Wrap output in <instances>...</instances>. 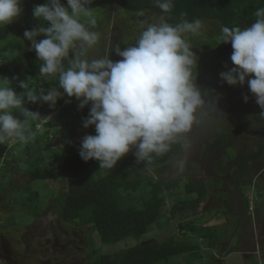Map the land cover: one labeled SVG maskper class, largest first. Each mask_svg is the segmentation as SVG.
Wrapping results in <instances>:
<instances>
[{
  "label": "clouds",
  "instance_id": "clouds-1",
  "mask_svg": "<svg viewBox=\"0 0 264 264\" xmlns=\"http://www.w3.org/2000/svg\"><path fill=\"white\" fill-rule=\"evenodd\" d=\"M22 3L0 0V28L23 14ZM66 3L67 7L62 0H46L35 6L32 14L40 26L24 32L41 61L39 77H58L63 92L37 88L36 79L29 77L19 82L23 92L18 94L8 79L0 78V144L14 140L25 145L33 140V122L44 118L28 110L26 102L54 107L66 94L80 102V109L91 105L83 127L94 126L95 135L81 141L83 161L96 160L100 169H113L134 148L137 163L150 164L191 131L198 111L208 104L203 97L209 93L202 94L196 82L198 58L186 38L200 32L202 21L182 18L173 25L162 15L143 27L134 45L122 49L117 44L99 54L102 34L93 30L97 25L90 8L93 0ZM155 4L163 13L174 6L173 0H155ZM254 15L251 27H221L218 46L231 44L234 66L221 72L220 78L232 87L247 83L264 109V8ZM40 36L44 38L38 40ZM112 52L121 59L114 62ZM16 111L22 120L14 116ZM258 115L264 119V111ZM247 194L252 193L245 194L249 205Z\"/></svg>",
  "mask_w": 264,
  "mask_h": 264
},
{
  "label": "rangeland",
  "instance_id": "rangeland-1",
  "mask_svg": "<svg viewBox=\"0 0 264 264\" xmlns=\"http://www.w3.org/2000/svg\"><path fill=\"white\" fill-rule=\"evenodd\" d=\"M92 14L97 20V25L93 30L99 31L102 34L101 43L97 48L99 54H103L106 49H114L117 44L122 49L134 45L143 27H146L148 23L157 22L161 16L153 10L128 13L117 4L100 6L92 10ZM82 19L84 18L82 17ZM200 20L203 24V28L200 32L195 35L187 34L186 38L191 43L193 47L192 51L198 58L197 85L200 87L202 94L209 93L207 96H204L205 99H209V101H206L208 104L203 106L204 110L202 111L221 110L222 114L228 115L227 120L232 124L234 123V127L229 130L231 132H228L231 135L232 131H237L238 133L241 131H250L252 122H254L253 115L255 110H251L244 100V97H248L249 94H244L241 97V89H245L247 83L243 86L237 85L232 87L227 85V83L220 78L221 72L230 69L228 63L221 58L217 50L221 25L203 18ZM16 22L17 20L10 24L14 25ZM252 24L254 23L240 22L235 26L247 28L251 27ZM9 39L13 42V38L10 37ZM37 39L39 40L42 38L40 36ZM16 41L17 43L15 42V44H18L19 47L17 49L15 45L13 47L11 44L9 58H5V46L2 43L0 44V78L8 79L13 89L20 94L23 92V89L19 88V82L27 81L31 76L26 60L20 61V66L19 62L14 64L13 59H21L23 53L34 49H32L31 42L24 38V33L18 36ZM13 48L14 50H12ZM111 59L115 62L120 60L121 57L117 56L115 52H112ZM34 61L32 62L34 63ZM39 63L41 64V61H39ZM18 66L21 68H18ZM194 71L196 70L194 69ZM41 78L45 90L52 87L57 88V90L60 89L57 78ZM239 98L241 100H239ZM46 105L47 103L43 102L36 103L38 108L46 107ZM90 107L91 105H88L86 109L90 110ZM40 116L45 119L46 114L43 112ZM68 117L69 116L64 118V123L67 125L71 123L75 126L78 131V139L81 142L83 137L80 138V134H83L82 129H85L83 127V120L81 118H76L70 121ZM200 119L202 120L201 117ZM225 122L226 121L222 120L221 124L223 126H227L228 124V127H230L229 123L227 122L226 124ZM50 124L52 125V122H50ZM209 124L212 125V123ZM41 128L42 129L38 130L39 132L37 134L39 135L38 137H42V140H45L48 135H44L41 131H45V129L48 128L43 125ZM50 128L51 126H49V129ZM92 131L95 132V129ZM12 141L13 140L6 141L7 147L12 144ZM187 148H189V146L185 145V149ZM187 150L191 149L189 148ZM17 152L19 158L26 157V159H28V162L24 160L25 166L22 167L20 172L14 174L13 169L9 166V160L12 159L13 156L15 157V154L12 155V152L5 155V157H7L5 162L4 160L0 161V218L2 217L5 221L0 222V234H7V228L15 226L14 220H17L18 226L22 225L21 228H23L24 232L26 231L25 235L21 237V240L18 242V244L22 242L17 248V250H21H16L11 254V264H87L101 255L114 253L125 249V247H133L147 240L161 242L172 236L181 240H186L187 237L190 236L192 240L191 234L188 233V231H182L180 228V225L184 223H190L197 227V229L202 227L203 229L206 228L207 230H211L214 232V236H218L220 240L223 236H227V234L232 232L230 223L236 220L231 216L234 207L231 206L230 208L227 204H222L204 213L203 211L198 214L193 213L191 210L192 204L194 203L191 200L192 196L183 193V183L189 181V177L181 175L178 179L182 182L178 187L171 190L172 192H164L167 197L165 209L157 223L149 228L145 237L140 240L129 239L117 244L102 245L98 235L96 233H91L88 226H81L78 221L68 222L62 218L59 200L67 191V179L62 169L61 153L58 152L57 154L53 153V155H51L44 151L42 156L39 157L37 153V156H35L33 152L27 157L20 148H18ZM134 152L135 149L133 148L132 151L124 157ZM70 155L77 156L78 154H73L71 152L69 153V156ZM54 157L58 160L56 166L59 168L54 179L31 182L29 180L30 171H35L46 162H51L54 160ZM119 163L120 161L117 165ZM157 169L158 168H156V170ZM97 170L99 171L98 166ZM156 170L149 171L142 176L150 179L153 183H158V181L167 182V178H161V176L156 173ZM96 171L93 169V175L99 176V172L97 173ZM108 171L107 169H103L102 173L111 172ZM244 183H247V180L242 184ZM147 189V184H142L139 189L132 192V196L139 197L140 194L146 193ZM243 190L245 191L244 197L246 193H252L254 200L257 195L259 197V190L252 188L250 184L244 186ZM247 195L249 196L250 194ZM249 197H251V195ZM185 200H187V202L188 200L190 201L188 205H185V210L177 211L178 213L176 216L169 220V213L172 205L176 202H183ZM263 201L261 200L259 205L253 204L252 208L246 204V208H251V210L248 211L250 216L247 215L240 224L239 234L236 236L238 241L229 244V246L231 245L230 250L225 253L221 252L226 248L222 250V244L220 243L218 247H220L219 251L222 254L218 253L216 250L218 249L216 248L217 245L214 246L213 241L211 245H208V242L201 238L206 231L200 230L198 234L192 235L197 245L195 252L197 256L195 258L188 254H183L170 258L166 263L160 264H216L217 259L215 260V257L219 259L218 261L222 259L218 264H264L258 257V254H260L263 255L264 259ZM255 202L256 201H253V203ZM138 203L135 205L141 208V203ZM214 203L213 205L216 206ZM6 208L10 210L7 211ZM15 208L20 212L17 216H15L13 212ZM35 212H37V214H35ZM225 216H227L228 219ZM9 235L12 236L14 245H16L18 234L11 233ZM219 239L217 240L219 241ZM26 245L29 246L27 252H25L27 250ZM254 252L255 255L252 254ZM6 257L9 258L10 255L8 254ZM0 264H6V262L0 258Z\"/></svg>",
  "mask_w": 264,
  "mask_h": 264
},
{
  "label": "trees",
  "instance_id": "trees-1",
  "mask_svg": "<svg viewBox=\"0 0 264 264\" xmlns=\"http://www.w3.org/2000/svg\"><path fill=\"white\" fill-rule=\"evenodd\" d=\"M44 3L46 0H23V14L17 22L14 25L8 24L0 28V44L5 46V58H9L11 44L18 49V44H15L18 36L22 35L25 30L40 26L41 22L37 21L32 13L35 6ZM62 3L67 5L66 0H62ZM112 4L119 5L128 13L153 10L163 15L167 22L173 25L179 23L182 18L189 21L203 18L217 22L221 27L230 28L240 22L255 23V11L264 8V0H173L174 6L170 13H163L156 6L155 0H93L90 8L94 10L100 6ZM45 26H47L46 22ZM10 37L13 38V42L10 41ZM41 38L44 37L41 36ZM217 50L221 58L232 68L234 65L230 59L233 51L231 44L217 45ZM33 58H37L35 50L23 53L21 59H13V62L17 64L22 60L30 61ZM27 67L32 79H36V85L40 75L39 67ZM58 91L63 92L62 89ZM62 97L58 98L54 107L61 106L58 114L59 117L62 115L63 117L51 127H58L64 123L63 113H65V118L69 116L70 121L76 118L82 120L87 118L89 112L86 107L83 108L82 116H79L72 106L64 103L67 95ZM28 103H25L26 108H28ZM40 124L42 123L39 120L34 121L33 131H36L35 129L39 127L37 125ZM5 151L6 147L0 145V159ZM178 152V145L173 143L168 152L155 157L150 164L137 163L134 154H129L119 166L103 176L93 175V169L96 171L95 165L99 163L96 160L85 162L80 155L64 157L62 169L67 179V191L59 200L62 218L68 222L78 221L81 226H88L91 233L98 235L102 245L117 244L129 239H142L147 235L149 228L157 223L165 209L167 197L164 192H172L171 190L178 187L182 181L178 179L173 182L153 183L150 179L138 177L139 173L163 164ZM56 164L57 161H52L43 164L35 171H30L29 180L31 182L53 180L59 170ZM142 184L148 186L146 193L133 197L132 192L139 189ZM207 192L208 189L204 183H194L190 180L183 183V193L196 196L193 202L202 201ZM138 202L141 203V208L136 206ZM189 203L190 201L174 203L170 209L169 220L176 216L177 211H184L185 205ZM180 228L182 231H188L193 239L191 240L189 236L186 240H181L172 236L161 242L147 240L133 247H125L123 250L101 255L87 264H160L183 254L195 258L197 245L192 235L198 234L200 230L206 231L201 238L205 239L208 245L212 244L214 232L211 230L202 227L197 229L190 223H184L180 225ZM217 239H219L218 236Z\"/></svg>",
  "mask_w": 264,
  "mask_h": 264
},
{
  "label": "crops",
  "instance_id": "crops-1",
  "mask_svg": "<svg viewBox=\"0 0 264 264\" xmlns=\"http://www.w3.org/2000/svg\"><path fill=\"white\" fill-rule=\"evenodd\" d=\"M32 61H34V63ZM32 61L31 60L27 61L28 66L40 67L38 58H33ZM20 66H21V63H20ZM20 66H18V68ZM41 79L42 78L39 77V80L36 83L37 88L44 86V83L41 81ZM241 90L243 92L247 91V93L245 94H248V92L250 91L248 87H245V90L244 89H241ZM242 91H241V97L244 95ZM33 104L34 103L29 102L27 105L28 106L27 109L33 112H38L40 115L43 112L46 114L44 120H39L42 124L37 125L39 127L38 129H35L36 131H34L33 140L25 145H21L20 143L14 140L12 141V144L8 147H7L6 142L0 144L1 146L6 147V151L3 157L0 159V161L4 160L5 162V160H7V157H5L7 153L12 152V155L15 154V157L13 156V158L9 160L10 161L9 166L13 169L14 174L17 172H20L22 170V167L25 166L24 160L25 161L27 160L28 162V159H26V157L19 158L17 156L18 148L22 149L25 156L27 157H29L33 152L35 156H37L36 155L37 153L39 157L42 156V153L44 151L47 153H50L51 155H53V153L57 154L58 152H60L62 155L60 157L62 161V165L64 162V157L69 158L72 156V155L69 156V153L72 152L73 154L79 155V149L81 146V142L78 139V131L76 130L75 126H73V124L69 123L67 125L63 123L59 125L58 127H51L49 129V126H51L50 122L54 124L59 119L61 120V118L63 117V115L62 117H59V114H58L61 109V106L53 107L47 104L46 107L38 108L36 106V103L34 105ZM32 107H34L33 110H31ZM250 108L254 110L253 106H251ZM262 111H264V109H261L256 104L255 114H257V117H255L256 118L255 125L252 122L250 131H241L240 133H238L237 131H232V135L230 133L227 134L224 131H215V133L217 134L216 136L212 131H204V130H208L207 126L210 125L209 123L211 122H208L204 119L199 120V118H196V121L193 124V126L196 125L195 126L196 131H190L189 133L185 134L181 140L175 142L178 145V148H180L182 151H184V153L188 155L189 160L188 161H186V159L182 160L181 156L177 155L176 153L175 155L171 156L169 160H167L163 164L157 167H153L151 169H146L142 171L141 173H139L138 177L140 176L143 177L142 176L143 174H146L149 171L150 172L155 171L156 168H158L156 170V173H158V175L161 176V178L166 177L167 182H173L175 180H178L179 176L182 175L184 177H189V180L194 183H204L208 189V194L207 196H205V198L202 201L194 202V204L192 205V209H191L193 213L198 214V213H201L202 211L204 213L210 209H214L215 207H217V205H222L223 200L227 202V203L224 202V204H227L231 208L232 205L229 202L230 200L229 195H231V192L237 195V192L239 193V191H242L241 194L243 195V199H245L244 197L245 191L243 190V187L246 186L247 184L248 185L250 184V186H252V184L255 183V180L259 178L263 172L262 168L264 167L263 165L264 155H263L262 162H260V164L262 165V168L259 169L258 173L255 174V169H254V171H252V174L248 178H243L242 182H240L239 184H237L236 180H233L231 183H229L230 185L227 188L231 192L227 193L226 191H224L223 194L220 192L221 193V196H220L218 191L222 189V183L224 182L223 180L226 179V176H225V173H223V170L224 168L227 167L229 160H231L235 164L236 160L239 158L237 151H239L240 153H247V154L249 153L253 154L255 153L256 150L259 151V153L264 152V119H259V115H258ZM63 114L65 118V113ZM14 116H16V118L18 119H21V120L23 119V116L19 113V111L14 112ZM42 125L48 128V129H45V131H41L43 132L44 135H48L45 140H42V137H38L39 135L37 134L39 132L38 130L42 129L41 128ZM94 129H95L94 126H91V128L82 129L83 134H80V138L81 137L84 138L86 135H95V132L92 131ZM226 134L228 138L230 136L231 137L233 136L238 140L235 144H233V143L226 142L224 138V141L226 142V147L224 148V151H226L228 155L225 156L226 153H224V151H223V155L222 153L215 154L211 152L212 147L220 148V146H225L224 145L225 142L223 141L222 136L223 135L225 136ZM238 142H239V145H238ZM185 145H188L191 150H187L189 148L185 149ZM124 158L125 157H123L120 160V163L116 165L113 168V170L122 163ZM251 160H255V157ZM52 161L58 162L57 158L55 157H54V160ZM46 163H50V162H46ZM185 163L187 164L185 165ZM245 164H247L248 166V164L250 163L246 162ZM97 166L99 168V171L97 170ZM95 169L97 170V173L99 172L98 173L99 176L108 174L104 172H103L104 174L102 173L103 169H100L99 163L95 165ZM107 170H109L108 172L112 171V169H107ZM246 180H247V183L242 184ZM210 191H215V192L214 194L210 195L209 200H207L210 194ZM190 196H192L191 200L195 201L196 196L195 195H190ZM213 203L216 204V206L213 205ZM6 210L8 211L10 209L6 208ZM13 212L15 213V216H17V214L20 213L19 210H17V208L13 209ZM0 222H5L2 219V217L0 218ZM14 225L15 226H13L12 228L11 227L7 228V231H8L7 234H0V244H1L0 245V258H2L6 262V264H11V256H12L11 254L12 252H15L17 250L19 244L22 243L20 242L18 244V242L21 240V237H23L26 233V231L24 232L23 228H21L22 225L18 226L17 220H14ZM11 233L18 234L17 236L18 241H16V245L18 244L17 246L14 245V240L12 236L9 235ZM28 247L29 246H27L26 251L24 248L25 252L28 251ZM18 250H21V249H18ZM6 254L7 255L9 254L10 257L7 258Z\"/></svg>",
  "mask_w": 264,
  "mask_h": 264
},
{
  "label": "flooded vegetation",
  "instance_id": "flooded-vegetation-1",
  "mask_svg": "<svg viewBox=\"0 0 264 264\" xmlns=\"http://www.w3.org/2000/svg\"><path fill=\"white\" fill-rule=\"evenodd\" d=\"M242 93L245 94V93H247V91L246 92H243L242 91ZM248 94H249V96H248V101L246 102V104L249 106V108L251 106H253L254 107V110H255V105L257 104L256 103V100H255V97L251 94L250 91L248 92ZM203 98L205 99V97H203ZM207 100L209 101V99H207ZM207 100L205 99V102ZM239 100H241V99L239 98ZM250 109L252 110V108H250ZM202 110H204L203 107L198 111L197 118L200 119V117H201L202 119H204V120H206L208 122H211L212 125H208L207 127L216 136H217V134L215 133V131H224V132H226L228 134V132H230L229 130L234 127L233 126L234 123L232 124V123L229 122V120H227L228 119L227 118L228 115L222 114V111L221 110L220 111L219 110L218 111L217 110H209L208 112H205V111L203 112ZM253 116H254V122L253 123L255 125V123H256L255 122V119H256L255 117H257V114L254 113ZM222 120L223 121H226L225 122L226 124L228 122L230 127H228V124H227V126H223L221 124L222 123ZM195 126L192 127L191 131H196L195 130ZM254 131H255V129H254ZM227 134L225 136L224 135L222 136L223 137L222 138L223 141H224V138H225V141L228 142V143L235 144L238 141L233 136L232 137L230 136L228 138L227 137ZM226 142L224 144L225 146H220V148H218V147H212L213 149L211 148V150H212L211 152H213L215 154H219V153L221 154L222 153V155H223L224 148L226 147ZM238 145H239V142H238ZM224 153H226L225 156L228 155L226 151H224ZM237 153L239 155V158L236 160L235 164L231 160H229V163L227 164V167L228 168L226 167L223 170V173H225L226 179L223 180L224 182L222 183V189H220V191H218L219 194H220V196H221V193L223 194L224 191H226L227 193L228 192H231L227 188L230 185L229 183H231L233 180H236L237 184H239L240 182H242V179L243 178H248L252 174V171H254V169H255V174H256V173H258L259 169L262 168V165L260 164V162H262V160H263L264 152L259 153V151L256 150L255 153H253V154L252 153H249V154H247V153H240L239 151H237ZM177 155L181 156V159L182 160H185V159H186V161L189 160L188 159L189 158L188 155L186 153H184V151H182L180 148H179V152L177 153ZM254 157H255V160H251ZM246 162L247 163L249 162L250 164H248V166H247V164H245ZM186 164L187 163H185V165ZM262 169H263L262 170L263 171L262 174L260 175L259 178H257L255 180L256 184L254 183L251 186L252 188H255L256 190H259L258 191L259 197H258V195L255 197V199L258 200V201L256 200V203H255L257 205H259L260 204V201L261 200L263 201V198H264V167ZM215 191H210V194H209L207 200H209L210 195L214 194ZM241 193H242V191H239V193L237 192V195L234 194V193H232V192H231V195L228 194L230 196L229 202L234 207V210L231 213V216L233 217V219H236V220L234 222L230 223L231 226H232V232H230L229 234H227V236H223V238H221V240H219L221 242H219L217 240V237H215L214 240H213V245L214 246L217 245L216 248H218V249H216V250L220 254H222L221 252H224L225 253L226 251H228V250L231 249L230 248L231 245L229 246L230 243H233V242H237L238 241V238L236 236H237V234H239V228L241 227L240 224L243 222V220L245 219V217L247 215L250 216L249 213H248V211L251 210V208H249L248 206H247L248 208H246V203H245V200L243 199V195ZM207 194H208V192H207ZM261 196H262V198H261ZM224 202L225 201L223 200V204H224ZM225 203H227V202H225ZM225 217L228 219L227 216H225ZM227 224H229V223H227ZM254 242H255V239H254ZM215 243H217V244H215ZM220 243L222 244V246H221L222 247V250H224V248H226L224 251H221V252L219 251V248L220 247H218V244H220ZM254 245H255V243H254ZM252 254L255 255V252L252 253ZM245 255H247V254H245ZM258 257H259V259H261L264 262L263 255L258 254ZM215 260L217 262L216 264H218L222 259L220 261H218L219 259L215 257Z\"/></svg>",
  "mask_w": 264,
  "mask_h": 264
},
{
  "label": "built area",
  "instance_id": "built-area-1",
  "mask_svg": "<svg viewBox=\"0 0 264 264\" xmlns=\"http://www.w3.org/2000/svg\"><path fill=\"white\" fill-rule=\"evenodd\" d=\"M64 95H66V94H64ZM64 103L67 104V105L72 106L74 111H75V113H77L79 116H82L83 109L79 108V103L80 102L77 99H75L74 97L70 98V97L67 96V99L64 101ZM250 195H251V197H249ZM250 195L248 196L249 205L252 204V200H253L252 194H250Z\"/></svg>",
  "mask_w": 264,
  "mask_h": 264
}]
</instances>
